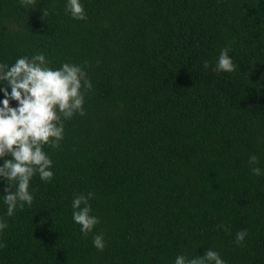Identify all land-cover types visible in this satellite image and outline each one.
I'll return each instance as SVG.
<instances>
[{
  "label": "trees",
  "instance_id": "1",
  "mask_svg": "<svg viewBox=\"0 0 264 264\" xmlns=\"http://www.w3.org/2000/svg\"><path fill=\"white\" fill-rule=\"evenodd\" d=\"M67 2L0 0V64L43 54L92 84L85 115L43 147L54 175L33 176L32 204L8 217L0 181V264H175L209 249L264 264V0H80L82 21ZM225 47L230 73L214 71ZM88 193L99 223L85 237L72 202Z\"/></svg>",
  "mask_w": 264,
  "mask_h": 264
},
{
  "label": "clouds",
  "instance_id": "2",
  "mask_svg": "<svg viewBox=\"0 0 264 264\" xmlns=\"http://www.w3.org/2000/svg\"><path fill=\"white\" fill-rule=\"evenodd\" d=\"M21 4L30 7L35 4V0H21ZM65 11L70 13L73 19H86L80 0H68ZM45 15L47 12L43 10L42 19ZM229 51L227 47L220 51L214 71H235L236 66L228 55ZM48 63L43 54H38L30 59L19 58L11 66L0 64V84L6 85L0 88L5 97L0 101V160H3V165L0 166V181L5 183L3 199L8 217H11L18 207L32 204L34 198L29 187L35 174L44 182H50L52 179V161L43 151V147L47 145L58 149L63 139V121L77 113L80 116L85 115L84 96L92 88L87 73L81 66L72 63H64L55 70L48 67ZM204 67H209L207 61L204 62ZM10 101L17 102V106L11 107ZM256 162V156L249 158L250 165H255ZM251 171L256 176L261 175L259 167H252ZM92 196V193L77 195L72 202L73 221L80 226V231L85 237L99 223L98 218L91 214L89 201ZM7 227L6 221H0V231ZM247 235L245 230L237 232L235 243L242 245ZM93 245L97 250H103V236L95 235ZM6 246L0 243V248ZM175 264L225 262L218 252L209 249L202 257L177 255Z\"/></svg>",
  "mask_w": 264,
  "mask_h": 264
}]
</instances>
